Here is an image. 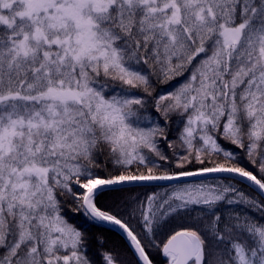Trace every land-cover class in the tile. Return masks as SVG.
I'll return each instance as SVG.
<instances>
[{"label":"snow or ice","instance_id":"obj_1","mask_svg":"<svg viewBox=\"0 0 264 264\" xmlns=\"http://www.w3.org/2000/svg\"><path fill=\"white\" fill-rule=\"evenodd\" d=\"M0 264H264V0H0Z\"/></svg>","mask_w":264,"mask_h":264},{"label":"trees","instance_id":"obj_2","mask_svg":"<svg viewBox=\"0 0 264 264\" xmlns=\"http://www.w3.org/2000/svg\"><path fill=\"white\" fill-rule=\"evenodd\" d=\"M110 235V242H113L117 245H123V241L120 239L119 234H109Z\"/></svg>","mask_w":264,"mask_h":264}]
</instances>
